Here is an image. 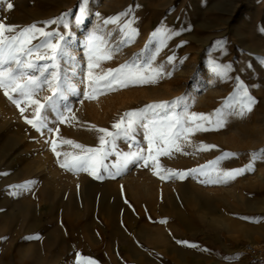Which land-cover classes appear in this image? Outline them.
<instances>
[{"label":"rangeland","instance_id":"obj_1","mask_svg":"<svg viewBox=\"0 0 264 264\" xmlns=\"http://www.w3.org/2000/svg\"><path fill=\"white\" fill-rule=\"evenodd\" d=\"M128 9L118 23H104ZM62 14L61 23L45 30L67 40L72 59L62 67L76 92L63 101L72 109L66 122L50 119L58 132H37L24 119L32 118L36 106L22 102L21 116L0 88V264H76L78 254L81 264L88 258L96 264H262L243 244L264 239V159L234 179L223 173L245 168L252 153L264 149V0H0V23L17 31L32 24L43 28ZM165 28L179 34L153 38ZM96 30L104 41H95L90 53L87 40ZM113 48L118 50L112 58L104 59ZM157 48L153 66L170 73L158 82L89 87V54L99 63L95 78L137 58L147 60ZM223 66H230L226 75ZM239 83L255 100L250 111L240 103ZM85 92L96 98L85 99ZM9 94L19 98L11 88ZM49 95L45 87L36 98L43 102ZM180 97L178 111L189 114L186 127L209 129L177 141L181 151L168 145L170 155H162L154 142L157 163L139 161L117 172L119 154L144 149L147 157L144 129L138 128L135 142L121 137L106 146L112 154L93 174L60 167L83 154L63 140L100 148L97 129L115 131L112 125L124 113ZM218 110L231 113L220 128ZM53 140L59 157L51 150ZM201 144L215 147L201 150ZM224 154L234 155L216 164ZM166 169L198 171L161 179ZM25 182H32L27 189L12 187Z\"/></svg>","mask_w":264,"mask_h":264},{"label":"snow or ice","instance_id":"obj_2","mask_svg":"<svg viewBox=\"0 0 264 264\" xmlns=\"http://www.w3.org/2000/svg\"><path fill=\"white\" fill-rule=\"evenodd\" d=\"M7 7L11 9L13 5L8 3ZM131 9L126 10L123 13L118 14L116 17L108 18L104 21L108 23H118L121 17L129 16ZM64 15L61 17L43 22L45 27H37L36 24L26 26L17 31V26L5 25L0 23V88L4 89V95L16 105L20 110L21 116H24L25 108L21 107V103H25L29 106H36L32 113V118L29 119L24 116L25 122L30 124L37 132L44 134V130L49 133L58 132V129L49 127L50 119L58 120L60 123L66 122V116L72 113V109L63 101H66L69 94L76 92V88L72 83V79L69 73L66 72L62 64L71 60L72 57L69 54V44L65 37L55 31H46L45 28L52 24H59L63 21ZM99 15V14H97ZM81 17H77L79 21ZM132 21H126L121 32L124 29L129 28ZM66 26V25H65ZM133 33H136V29H132ZM9 33H15L9 35ZM178 32L169 31L167 28L161 32H154V39H168L172 35H178ZM43 37V40H40ZM126 39L130 40V36H126ZM34 40L39 42L33 44ZM101 41L103 43L104 37L96 30L89 34L87 43L89 45V52L93 51L91 47L95 41ZM43 50V51H42ZM117 48L109 50L108 55L104 56V59H111L112 53L117 51ZM160 49H156L147 60L137 58L134 61L127 62L118 68L108 69L102 74H98L94 77V69L99 67V63H93V57L91 54L88 56V85L93 91H101L102 89H112L116 84L121 87H127L129 84H143V83H156L162 79L165 73L162 66H153L155 55L158 54ZM35 54V59H32ZM174 57H169L168 60L171 63ZM44 61V63H38ZM230 70V66H223L222 73L224 75ZM47 88L51 92V95L45 96L43 102L36 98L40 91ZM238 87L242 90L243 95L240 97V103L244 104L248 111L251 110V105L255 103L254 98L248 95L247 89L243 83H239ZM9 88L12 93L16 94L19 98L9 94ZM85 99H95V96L89 95L88 92L84 93ZM183 98H177L174 101H162L159 103H153L145 105L141 109L130 110L123 114L120 119L112 125L115 131L109 129L99 128L97 129L102 135L99 136L100 148L85 147L71 140H63V143L74 145L80 149L82 155L73 156L72 161H65L60 164V167L65 168L67 171H87L89 174H93L94 169L101 163V159H106L111 152L105 151L106 146L113 144L117 138H125L135 142V133L138 128L144 129V139L148 143L147 157L144 155V149H139L135 152L121 153L119 165H113L117 167V172L123 170L128 164H135L139 161H143L147 166L149 160L153 163H157L156 158L153 157L152 145L156 142L159 147L157 149L159 154L170 155V151L165 150L168 145L175 147L176 151H181V148L177 141L183 139L188 141V137L195 131H207L206 127L200 124H196L195 128L186 127L190 123L189 114L182 108ZM246 102V104H245ZM220 119L217 120V128L224 127L227 123V116L231 113L220 112L218 110ZM201 119H206L203 114H199ZM192 119H196L197 114H191ZM74 119V115L71 117ZM95 127V126H93ZM111 138L109 140L108 138ZM52 145V151L57 157L60 153L56 151V141H50ZM214 145H200L201 150L211 149ZM97 154H101L98 156ZM234 154H224V156L217 159L215 162L218 164L220 160L229 158ZM256 159H264V149L258 152L252 153V161L243 169L228 170L223 173L225 177L234 179L237 175H243L245 172L254 171V163ZM107 170V165H104ZM167 177L161 175V179L180 177L184 178L186 175H190L198 171L197 169L190 170L189 172H177L171 169H166ZM100 178V177H97ZM210 183H217L220 181H209ZM223 182H227L226 180ZM32 182H25L23 185L12 186L16 189H27ZM13 194H16L15 192ZM247 219V218H245ZM163 222V221H162ZM38 238V237H36ZM181 244H187L186 241H178ZM191 247H197V245H189ZM238 258V257H237ZM76 264H81V259L77 257ZM86 264H96L91 258H88Z\"/></svg>","mask_w":264,"mask_h":264},{"label":"built area","instance_id":"obj_3","mask_svg":"<svg viewBox=\"0 0 264 264\" xmlns=\"http://www.w3.org/2000/svg\"><path fill=\"white\" fill-rule=\"evenodd\" d=\"M243 251L252 259L264 264V239L259 242H246Z\"/></svg>","mask_w":264,"mask_h":264},{"label":"bare ground","instance_id":"obj_4","mask_svg":"<svg viewBox=\"0 0 264 264\" xmlns=\"http://www.w3.org/2000/svg\"><path fill=\"white\" fill-rule=\"evenodd\" d=\"M71 34H73V32L71 33ZM74 35V34H73ZM73 69V68H72ZM73 71V70H72ZM69 96V95H68Z\"/></svg>","mask_w":264,"mask_h":264}]
</instances>
